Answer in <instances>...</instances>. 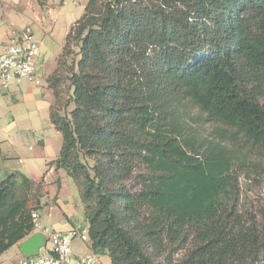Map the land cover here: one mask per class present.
<instances>
[{"label": "trees", "instance_id": "obj_1", "mask_svg": "<svg viewBox=\"0 0 264 264\" xmlns=\"http://www.w3.org/2000/svg\"><path fill=\"white\" fill-rule=\"evenodd\" d=\"M47 81L55 166L80 178L94 252L111 264L258 261L264 210H239L238 168L264 160V0H87ZM63 83L73 107L61 113ZM32 184L0 181V254L33 230Z\"/></svg>", "mask_w": 264, "mask_h": 264}, {"label": "crops", "instance_id": "obj_2", "mask_svg": "<svg viewBox=\"0 0 264 264\" xmlns=\"http://www.w3.org/2000/svg\"><path fill=\"white\" fill-rule=\"evenodd\" d=\"M69 1L61 4V0H43L44 5H40L37 0H0V53L25 26L32 28L39 44L36 60L39 82L20 79L7 89L0 88V181L15 172L33 182L42 180L45 191L40 197L41 204L33 211L41 227L55 232L74 229L71 220L83 211L81 200L77 199L78 187L63 169L55 166L62 136L50 120L55 98L47 81L57 67L70 26L86 4ZM34 233L41 232L32 230L1 253L0 264H18L25 256L20 243ZM88 246L91 250L90 242ZM73 253L82 254L76 246ZM107 261L111 264L108 255Z\"/></svg>", "mask_w": 264, "mask_h": 264}, {"label": "built area", "instance_id": "obj_3", "mask_svg": "<svg viewBox=\"0 0 264 264\" xmlns=\"http://www.w3.org/2000/svg\"><path fill=\"white\" fill-rule=\"evenodd\" d=\"M38 55L39 44L33 30L30 26H25L19 36L9 41L0 53V88L7 89L14 81L20 79L38 83ZM31 217L33 230H40L43 243L36 255H25L18 264H100L98 256L94 253L79 256L73 253L71 243L74 238L90 242L87 228L55 232L40 226L35 211L31 212Z\"/></svg>", "mask_w": 264, "mask_h": 264}, {"label": "rangeland", "instance_id": "obj_4", "mask_svg": "<svg viewBox=\"0 0 264 264\" xmlns=\"http://www.w3.org/2000/svg\"><path fill=\"white\" fill-rule=\"evenodd\" d=\"M40 5H44L43 0H37ZM69 1V0H68ZM76 3H83L87 2V0H73ZM65 3V0H61V4ZM72 4V1H69V5ZM83 13V12H82ZM81 16V15H80ZM76 48H74L75 50ZM71 57V56H70ZM69 57V58H70ZM68 58V61H69ZM67 83H63L61 88L63 89V92L60 95L59 101L56 104V107H59L61 110V113L69 112L71 108L73 107L72 102H70V99L68 95L70 94V91L66 88ZM190 113L193 116V123L201 125V129L205 132L210 131V126L208 123L204 122L202 119L201 113L194 109L190 108ZM254 161H257L258 159H252ZM256 164H249V165H240L238 168V186H239V210L246 216H249L250 214L255 215L257 218L260 216V213L264 210V160L257 161ZM80 181V178H78ZM74 182L75 186L78 187V182ZM78 185H77V184ZM45 191L43 181H37L33 182L31 190L27 194L28 198V205L29 207L36 209L41 204V196L43 192ZM19 192L21 190L19 189ZM80 197V196H79ZM77 195L78 201L80 198ZM44 204H47L44 203ZM72 223L75 225V228H87V222L84 217V212L82 211L80 215H76L75 218H73ZM89 242H82L78 237L74 238L71 246L72 249L74 246L78 248V255H86L94 253L98 256L100 261V264H110L107 261V254L104 252H94L89 249ZM103 253V254H102ZM235 264V263H233ZM255 264H264V250L261 251V254L259 255V259Z\"/></svg>", "mask_w": 264, "mask_h": 264}, {"label": "water", "instance_id": "obj_5", "mask_svg": "<svg viewBox=\"0 0 264 264\" xmlns=\"http://www.w3.org/2000/svg\"><path fill=\"white\" fill-rule=\"evenodd\" d=\"M42 243L43 235L41 233H34L20 243V248L24 255H36Z\"/></svg>", "mask_w": 264, "mask_h": 264}]
</instances>
